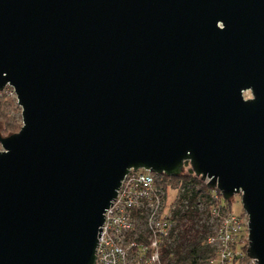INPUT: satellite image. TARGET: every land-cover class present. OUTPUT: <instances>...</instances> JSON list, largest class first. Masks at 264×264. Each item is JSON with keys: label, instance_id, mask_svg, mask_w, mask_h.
<instances>
[{"label": "water", "instance_id": "obj_1", "mask_svg": "<svg viewBox=\"0 0 264 264\" xmlns=\"http://www.w3.org/2000/svg\"><path fill=\"white\" fill-rule=\"evenodd\" d=\"M6 85L0 264H95L129 172L185 163L240 198L264 264V0H0Z\"/></svg>", "mask_w": 264, "mask_h": 264}, {"label": "built area", "instance_id": "obj_2", "mask_svg": "<svg viewBox=\"0 0 264 264\" xmlns=\"http://www.w3.org/2000/svg\"><path fill=\"white\" fill-rule=\"evenodd\" d=\"M2 100L18 107L14 89L9 85L0 91ZM158 179V175L146 170L130 171L124 178L117 198L104 215L95 264H174L164 255V249L175 234L172 211L178 194L170 201L171 189L159 186ZM210 199L211 232L205 245L210 248L211 257L207 263L254 264L246 254L247 215L230 211L216 191L210 193Z\"/></svg>", "mask_w": 264, "mask_h": 264}, {"label": "trees", "instance_id": "obj_3", "mask_svg": "<svg viewBox=\"0 0 264 264\" xmlns=\"http://www.w3.org/2000/svg\"><path fill=\"white\" fill-rule=\"evenodd\" d=\"M20 121L18 107L11 101H0V133L3 137L17 133ZM158 185L178 189V198L172 211L175 221V234L172 241L164 249V255L174 264H208L211 250L205 245V239L211 232L208 206L210 193L206 185L185 163L182 174L168 178L158 176ZM233 199L225 202L231 210Z\"/></svg>", "mask_w": 264, "mask_h": 264}, {"label": "rangeland", "instance_id": "obj_4", "mask_svg": "<svg viewBox=\"0 0 264 264\" xmlns=\"http://www.w3.org/2000/svg\"><path fill=\"white\" fill-rule=\"evenodd\" d=\"M18 111H19V114H20V109L19 108H18ZM18 126H19V128L22 126L21 119H20V121H18ZM170 189L171 190H169V194L168 195H169V200L172 201V200L175 199V197L179 193V190L178 189H173V188H170ZM222 204H226L225 201L222 200ZM231 210L236 215L244 213L242 211L240 198L238 196H235L233 198V201L231 203Z\"/></svg>", "mask_w": 264, "mask_h": 264}, {"label": "flooded vegetation", "instance_id": "obj_5", "mask_svg": "<svg viewBox=\"0 0 264 264\" xmlns=\"http://www.w3.org/2000/svg\"><path fill=\"white\" fill-rule=\"evenodd\" d=\"M243 98H244L245 100L252 99L251 92H250V91H245V92H243Z\"/></svg>", "mask_w": 264, "mask_h": 264}]
</instances>
